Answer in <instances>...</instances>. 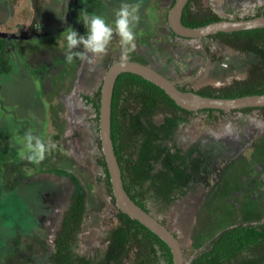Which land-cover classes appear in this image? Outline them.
Masks as SVG:
<instances>
[{"label":"rangeland","instance_id":"obj_1","mask_svg":"<svg viewBox=\"0 0 264 264\" xmlns=\"http://www.w3.org/2000/svg\"><path fill=\"white\" fill-rule=\"evenodd\" d=\"M15 1L0 0L1 31L12 32L14 25H28L33 19L30 0ZM156 1L144 2L149 9L162 7L165 13L169 0ZM101 2L92 0L89 7L96 15L101 13L94 7ZM198 5L222 19L264 13V0H200ZM34 7L42 8L37 14L43 24L39 33L48 36L0 44V264H49L59 214L71 191L68 179L49 173L52 169L72 172L86 191L77 249L83 259L105 251L106 235L115 220V207L96 162L99 152L91 134L95 124L89 120L93 112L82 98L96 92L102 78L78 76L95 70L103 55L85 63L74 57L68 63V51L62 48L64 33L56 32L65 25L56 18L61 14L59 4L43 0ZM109 11L108 6L102 10L108 15ZM80 26L70 28L79 33ZM144 30L145 64L186 89L229 86L243 77V67L251 61L216 39L169 37L166 27L157 25L150 14L144 13ZM185 131L197 134L198 141L206 139V133L227 139L231 135L235 145V149L229 143L220 145L219 153L232 154V159L224 158L227 165L210 190H189L165 208H151V215L177 236L189 264L220 231L264 222V111L199 112ZM183 138L180 131L176 143Z\"/></svg>","mask_w":264,"mask_h":264},{"label":"trees","instance_id":"obj_2","mask_svg":"<svg viewBox=\"0 0 264 264\" xmlns=\"http://www.w3.org/2000/svg\"><path fill=\"white\" fill-rule=\"evenodd\" d=\"M192 2L198 0L188 1L182 13L183 25L197 28L222 19L210 10L194 12ZM261 15L264 13L260 10L254 16ZM207 38L216 39L232 50L251 57V61L243 79L234 80L231 85L221 89L204 87L196 90L197 94L227 99L264 94V29L219 33ZM0 44L5 45L1 36ZM180 89L191 91L183 87ZM99 95L100 87L92 96L82 98L91 103L94 109L93 137L99 152L96 162L102 170L101 181L105 193L114 205L97 135ZM253 110L263 112L264 108L240 111ZM158 112L164 116V123L160 127L151 121ZM200 112L210 115L214 112L224 113L215 110ZM191 114L177 106L160 88L137 75L122 73L115 81L111 103L114 152L125 191L148 213L154 206L165 208L171 204L176 194H185L179 190V181H182L185 170L177 167L180 156L170 151L167 140L179 125L188 123ZM159 163L160 168L156 165ZM48 172L67 178L71 184L69 205L53 238L50 264H172L167 245L138 221L130 219L116 208L117 221L106 237L105 251L97 257L83 259L77 249L78 235L85 216L86 191L72 172L62 169ZM189 264H264V222L239 224L220 231Z\"/></svg>","mask_w":264,"mask_h":264},{"label":"flooded vegetation","instance_id":"obj_3","mask_svg":"<svg viewBox=\"0 0 264 264\" xmlns=\"http://www.w3.org/2000/svg\"><path fill=\"white\" fill-rule=\"evenodd\" d=\"M52 1H54L56 5L59 4V7L61 8V14H58L56 16V18H58V21L60 20L61 23H63V24L65 23L64 26H60L57 29V31H56L57 33L63 34V33H65V31L70 26H72V24L73 25L80 24L81 22H79V21H78L79 23L78 22L75 23V19H76L75 17L77 14L79 15L82 10L87 11L89 14L96 15L95 12H92L89 8L92 6V0H52ZM144 1L145 0H132L129 2L127 0H104V3L101 2L102 5L100 4V7H98V8L95 6L94 10L101 13L98 15L104 17L105 20L110 25L115 27L114 21L116 18L114 16H115L116 11L121 8V6H122L121 3L126 4V2H127L128 5L136 8V12L134 14L139 17V21L134 22V25H133V31L136 34V39L134 41L135 47L128 53V59L127 60L135 61V62L141 63L143 65H146L145 62H146V58H147V53L144 51L145 50L144 34H147V32L144 30V13L146 15L150 14L152 19H154V21L157 25L161 26L162 28H164V26H165L168 33H169V35H167V36L173 37L174 39H182V38L176 37L169 30L167 20H166L167 11L173 5L175 0H169V8L167 9V11L165 13H164L162 7L159 8L158 10L149 9L148 5L145 4ZM147 1L148 0H146V2ZM159 1H161V0H158L156 2H159ZM199 1L200 0H198V2H196V3L192 2L193 3L192 10L194 12H198L200 10H205V9L199 8V5H198ZM15 2L20 4V0H16ZM29 2H30V6H32L31 12H33V15H32L33 19H30V23L28 25H22L21 23L14 25L13 26L14 31H12V32L0 30V36L2 37V39H4L5 44L9 43V41H11V40H17V39L26 40V41L32 40L34 38H38L41 34H42L41 37L42 36H46V37L48 36V32L39 33L41 28L43 27V24L41 23L40 19L37 18V14L42 8H39V11H38L34 7L36 4L43 2V0H30ZM48 4H50V3H48ZM119 5H120V7H119ZM106 6H108V9L110 10L109 15L107 13L102 12V10ZM41 7H43V5ZM155 11H157V14H155ZM111 14L113 15V17H111ZM45 19H46V17H45ZM3 24L4 23L0 24V26H2ZM79 29H81L79 34L84 35L86 32L85 27L80 26ZM15 31H17V33ZM225 46H227V45H225ZM62 48L65 51H67L65 46ZM78 50H80V49H78ZM236 54H237V56L240 55V57H242V59L243 58L245 59V57H247V56L240 54L238 52H236ZM123 55H124V53L122 50V45L120 43V38L114 32L113 38L108 45V50L105 54H103V57L100 61V64L97 65V68L95 70L93 68H91V69H88L87 71H83L78 76H79V78H81L82 76H84L83 74H86L88 76H90L92 74L94 78L100 79V78H102L105 70L107 69V67L110 64H112L113 62L119 61V60H124L122 58ZM228 60H229V58H228ZM83 62L85 63L86 61H83ZM100 65H101V67H98ZM248 65H249V62L246 64V66L243 67V72H244L243 77L242 78L236 77L237 78L236 80H240V79H243L245 77V74H246L245 72L248 68ZM222 66H225V64H222ZM155 70H157V69H155ZM157 71L160 72L162 75H164L166 78H168L169 80H171L173 82V80L170 78V76L165 75L160 70H157ZM236 72L237 71L234 70V73H236ZM176 86H178L179 88L181 87L177 84H176ZM191 90H193V89H191ZM194 91H196V90H194ZM93 94H94V92H93ZM92 95H88V96H92ZM88 105L90 107V112L91 111L93 112L92 114L89 115V120L91 121L92 126H93L94 123H93L92 118L95 116L94 109L92 108L91 103H88ZM199 112L200 111L192 112V114L190 116H188V123L184 124V125H179L174 130V133L172 134V136H170V139L167 140V144H168L167 146L170 147V151L172 153H177L180 156L178 158V161H177V167L181 170H185V172H184L185 175H184L182 181H179L180 182V189L179 190L184 191L185 193H187L189 190H195L198 188H203V189L207 188L208 190H210L212 188V184L216 183L217 179L219 177H221L222 167L224 166V168H225V166L227 165L225 163L224 158L228 157V162H230V159H232V154H228L227 152H224V156H223L222 153H219V152H223V150L220 149V145H223L224 143H229L232 146V148L235 149L234 138H231V135H230V138L227 139V137H224V136L222 138H218V137L214 136L213 134L206 133V136H207L206 139H201L200 141H198L199 138H196L197 134H192V133L185 131V128L190 123L191 117L193 115L199 113ZM234 112H236V111H234ZM238 112H241V111H238ZM231 113H233V112H231ZM151 121L155 126L160 127L164 123V116L161 114V112H158V114L152 116ZM144 124L145 123L143 121V126H144ZM93 127L91 130V134H93L95 131ZM183 130H184L185 134L183 133ZM180 131H182L184 138L179 143H176V138H177ZM237 146H239V143L237 144ZM237 150H238V147H237ZM215 163H217L218 165H214ZM156 165L159 167L160 163L156 164ZM209 179L211 180L210 182H209ZM69 197H70V194L68 196V199H67L65 205L63 206V210H61V215L59 214L60 219L57 221L56 231L59 228V225L61 223L64 212L68 208ZM175 197L176 198L173 201H176L179 198V195L176 194ZM114 210H115V215H116L117 211L115 208H114ZM85 211H86V209H85ZM150 214H151V212H150ZM83 219H85V216ZM116 221L117 220L115 217V220L113 222V226H114V224H116ZM82 225H81V228H82ZM56 231H55V233H56ZM109 231L107 232V235H108ZM79 235H80V233H79ZM79 235H78V238H79ZM107 235H106V237H107ZM106 243H107V241H106ZM49 264H50V262H49Z\"/></svg>","mask_w":264,"mask_h":264},{"label":"water","instance_id":"obj_4","mask_svg":"<svg viewBox=\"0 0 264 264\" xmlns=\"http://www.w3.org/2000/svg\"><path fill=\"white\" fill-rule=\"evenodd\" d=\"M189 0H175L167 11L169 30L182 39H204L219 33H234L264 29V15L240 19H221L207 25L190 28L182 24V13ZM122 73L137 75L160 88L174 103L187 112L215 110L231 113L243 109L264 108V94L233 99L213 98L197 94L194 90H181L174 82L154 68L130 60H119L105 70L101 83L98 106V139L100 150L109 176L115 208L161 239L169 248L172 264H185L181 244L165 224L138 206L124 189L121 169L111 139V103L117 77Z\"/></svg>","mask_w":264,"mask_h":264},{"label":"clouds","instance_id":"obj_5","mask_svg":"<svg viewBox=\"0 0 264 264\" xmlns=\"http://www.w3.org/2000/svg\"><path fill=\"white\" fill-rule=\"evenodd\" d=\"M135 12V7L128 4L122 5L115 13V27H113L104 17L89 14L82 10L79 15V22L83 24L86 32L84 35H80L70 27L65 31L63 39L68 51L66 61L71 63L74 57L82 61H90L92 56H102L107 52L114 32L120 38L124 53L122 58L127 60L128 53L135 47L136 34L133 31V25L134 22L139 21V17L134 14ZM77 49L80 50L77 51Z\"/></svg>","mask_w":264,"mask_h":264}]
</instances>
